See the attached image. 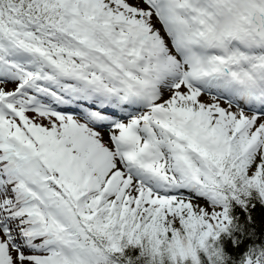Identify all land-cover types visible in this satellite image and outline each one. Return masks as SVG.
Wrapping results in <instances>:
<instances>
[{"label": "snow or ice", "instance_id": "1", "mask_svg": "<svg viewBox=\"0 0 264 264\" xmlns=\"http://www.w3.org/2000/svg\"><path fill=\"white\" fill-rule=\"evenodd\" d=\"M0 264H264V0H0Z\"/></svg>", "mask_w": 264, "mask_h": 264}]
</instances>
